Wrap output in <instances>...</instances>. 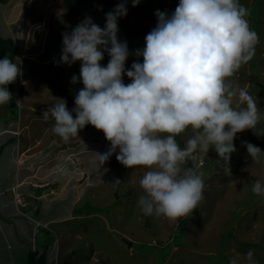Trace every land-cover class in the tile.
I'll use <instances>...</instances> for the list:
<instances>
[{
    "label": "rangeland",
    "instance_id": "obj_1",
    "mask_svg": "<svg viewBox=\"0 0 264 264\" xmlns=\"http://www.w3.org/2000/svg\"><path fill=\"white\" fill-rule=\"evenodd\" d=\"M5 2H0V34L11 36L15 43H20L22 47L20 57H25L20 61L22 75L18 76L19 80H17L20 87L17 95L21 91V98L18 99L14 95L9 102L16 100V105L11 108H14L16 118L21 113L19 108L24 107L20 117L22 122H17L20 135H17L18 137L13 141H7V147L17 146L15 153L18 158L16 157L14 162L15 168H12L11 164L4 167L5 179L8 181L11 176L19 179L20 175L23 176L25 168H30L32 174L37 177L39 182L37 184L44 186L53 182L51 191L44 193V199L40 198L38 212L33 213L29 210V206L22 207L24 212L33 213L36 221L47 223L44 225L30 221L34 224L31 229L35 230L31 243L35 241L37 249L45 255L43 264H201V262L216 264L224 254V237H227L225 231H228V227L223 225L220 219L225 217L221 215H225L226 210L235 207L239 212L243 210L239 206L244 201L243 198L231 196L229 192L244 193V191L237 185L229 187L226 183L229 177L226 174L218 171L209 181H204V206L201 211L198 207L192 214L179 221L154 214L145 217L138 200L135 201L136 195L144 194L140 180L145 173V167L137 166L133 171L135 176L130 184H137L136 193L117 196L116 182L112 175L117 176L119 171L111 165L112 161L117 160L115 153L102 167L94 153L106 152L110 146L103 131L101 135L98 133V141L94 140L97 129L88 124L78 131V136L65 142L52 130L55 121L51 118V108L64 99L71 111L76 106L75 95L84 87L79 80L75 84L71 83L74 74L78 77L80 75L81 62L76 61L71 66L60 63L62 33L70 32L86 16H90L94 23L103 28L106 23L105 14L112 11L117 4L125 2L128 11L126 16L118 18L117 35L119 40L127 41L129 50L133 53L125 63V68L130 69L134 61L143 62V57H137L134 53L136 49L145 47V36L157 24L156 11H166L171 15L179 0H140L135 7L131 0H6ZM258 5L255 6L256 9H259L261 0ZM247 19L251 27V21L248 17ZM261 20L262 25L260 21H255V24L252 22L253 28L251 27L256 32L257 26L261 28L258 29L259 33L257 32L259 43L255 55L229 78V82L233 90L237 91V96L233 98V107L239 108L242 105L238 99V90H248L257 101L261 113L260 124L264 126V16ZM109 59L108 53L105 52L104 59L100 61L101 65L106 66ZM245 70L248 72L247 77ZM123 82L127 85L132 81L124 75ZM13 85L15 89V82ZM65 94H68V97H65ZM25 110L28 111V118ZM47 110L49 119L45 120L43 113ZM73 117L75 118V113ZM193 135V130L188 128L176 136L182 149L185 148L184 143L186 146ZM82 137L85 140H81L73 147L75 143L73 140ZM243 138L264 151V135L257 136L251 129H246L234 138V145L242 143ZM27 139L35 144L25 149L29 144L26 143ZM32 151L35 154L43 153L41 154L43 160L39 164L35 161L33 165H25L33 155L29 154ZM239 152L248 159H246V171L251 183L246 182L247 201L250 196V190H247L249 187L252 189L257 180L264 185V166L262 162L254 163L251 160L245 145ZM205 153L198 149L193 154L204 158ZM208 153L215 154L216 151L210 147ZM238 158L241 160L240 156ZM220 165L227 166L225 163ZM182 167L185 168V164ZM105 168L108 169L107 172L104 171ZM202 169H204L203 165H196L194 171L198 173ZM51 193L53 196L50 199ZM8 194L13 195V192L9 190ZM217 199L222 203L220 209L218 208L219 211L214 213ZM28 200L30 203H36L31 195ZM44 202L49 205L43 209ZM67 204L69 205L66 206ZM256 205L261 210L264 221V201L260 203L256 200ZM63 210L64 213L57 215ZM18 215L26 219L22 214L18 213ZM255 231L259 233L248 231V234H258V240L261 241L264 222ZM230 232L231 228L228 233L231 234ZM25 239L29 237H20L19 242L24 245ZM152 242L153 244H149ZM7 247L0 238V264H11L8 260L10 255ZM249 250H253L254 254L264 261L263 247H246V254ZM27 258L28 256H24V259Z\"/></svg>",
    "mask_w": 264,
    "mask_h": 264
},
{
    "label": "clouds",
    "instance_id": "obj_2",
    "mask_svg": "<svg viewBox=\"0 0 264 264\" xmlns=\"http://www.w3.org/2000/svg\"><path fill=\"white\" fill-rule=\"evenodd\" d=\"M131 2L135 7L140 0ZM127 11L121 2L105 14L103 28L86 16L70 32L62 33L60 63L71 66L80 61V75L74 74L71 83L79 80L84 87L75 95L76 106L71 111L64 99L51 108L52 130L65 142L88 124L103 131L110 146L106 152H94L100 167L115 153L125 167L148 169L140 180L144 192L138 200L141 211L179 221L204 199V174L182 167L194 158L193 153L198 149L207 153L213 147L218 160L229 166L231 154L237 151L233 143L237 133L251 129L254 135H264L256 99L239 89V102L246 107H233L237 91L229 82L255 55L259 35L251 29L249 11L240 0H179L171 15L156 11V26L145 36V47L134 53L143 62L134 61L126 69L133 53L117 34L118 18ZM105 52L110 59L102 66ZM21 75L19 62L8 56L0 59V105L12 101L7 85ZM124 75L132 82L125 85ZM19 112L18 123L22 108ZM43 116L49 119V111ZM188 128L194 135L182 149L176 136ZM242 144L253 161H264L259 147L247 141ZM203 163L200 157L196 165ZM20 186L17 182L12 187L18 213L46 225L36 221L34 212L22 210L29 202ZM252 192L264 196V185L257 180ZM17 193L21 202L16 200ZM48 205L44 202L42 208ZM253 257L249 250L247 264H258ZM228 264H241V258L234 256Z\"/></svg>",
    "mask_w": 264,
    "mask_h": 264
},
{
    "label": "trees",
    "instance_id": "obj_3",
    "mask_svg": "<svg viewBox=\"0 0 264 264\" xmlns=\"http://www.w3.org/2000/svg\"><path fill=\"white\" fill-rule=\"evenodd\" d=\"M5 1L6 0H0V2H5ZM240 3L242 5H244L249 11L248 18L251 21V27H252V22H253V24H255V21H260V24H261V21H262L261 19H263V16H264L263 0H261V5H260L259 9H256L255 6H259L258 4H260V0H252L250 2L247 0H241ZM259 28H260V26H257V32L258 33H259V31H258ZM260 30H261V28H260ZM21 50H22V47H21L20 43H17V42L15 43L14 39L11 36H8V35L2 36L0 34V59H3L5 56H8L14 62L20 63V61L22 59H25L24 57L23 58L20 57ZM245 68H246V66H245ZM245 72H246V77H247V73H248L247 70H245ZM17 80H19L18 77L14 81L15 82V89H14L13 83L9 84V86L7 88L13 94V96L15 95L19 99V98H21L20 95H22V94L20 91V94L17 95V91L19 89V81H17ZM20 83H21V88H22L23 81L21 80ZM247 92H248V90H247ZM64 96L68 97V94H65ZM15 101L16 100H14L11 103H8V107L10 108V110H11L12 106L16 105ZM18 102H19V100H18ZM242 106H243V104L240 107H242ZM18 107H19V103H18ZM244 107H246V105H244ZM23 109H24V107L22 108V112H23ZM12 110L14 113V108ZM25 111H24V113H25ZM17 120H19L18 117L16 118L15 121L17 122ZM16 127L18 129V125H16ZM98 133H99V135H101L102 131L96 130V135L93 137L94 140L98 141V138H99ZM240 133H242V132H240ZM245 133H246V131H245ZM238 134L239 133H237V135ZM16 135H17V133H16ZM83 139L85 140L84 137L77 138L76 140H73V141H75L74 144L72 143L73 147L77 146V144ZM243 140L245 141V138H243ZM243 145L244 144H242V143L235 144L237 151H235L234 153L231 154L230 165H229L230 171H228V167H229L228 165L226 167H223L220 165V163H224V162L222 160H218L219 156L217 153L214 154V153H208L207 152L204 155V163H203L204 169H202V171L198 172V173L204 174V181H209L218 171H222L224 174H226L229 177V179L226 181V183L229 187H233V186L237 185V186L241 187L240 189L242 191H244V193L241 192L242 194L238 193V192H232V191L229 192L231 196H238V197L243 198L244 201L241 203V205H239L240 207H242L243 210L241 212H239L238 209L235 207V208H231L230 210H226L225 215H221V216L225 217L224 219L220 218L221 221L224 223L223 225H226L228 227V231L231 228V232H230L231 234H229L228 231L227 232L225 231V235L227 234V237L226 236L224 237V244H225L224 249H225V251H224V254L219 258V261L216 264H228L230 258H232L234 256H239L241 258V264H247L246 247H263L264 248V233L261 235V241H260V240H258V238H259L258 234H256L259 232L255 231L264 222L261 210L257 207L258 205H256V200H259V202L261 203L262 201H264V197L262 198L256 194H254L252 192V189H250V187H249V189H247V190H250L249 191L250 196H249L248 200L246 201V188H247L246 182H248V183H251V182H249V175H248V172L246 171V161L248 159L246 158V155L242 156V155H240V152H239ZM184 147H186L185 143H184ZM238 156L241 157V160L238 158ZM193 157L194 158H189L186 161L185 168H189L192 170L196 169L195 162L197 163V161L200 157H197L194 154H193ZM115 159H116V154H115ZM253 162L256 163L255 161H253ZM261 162H262V165L264 166V161H261ZM111 165L113 167H116L117 170L119 171L117 176L114 177L112 175L113 180L115 179V181L116 180L121 181L119 184L115 183L116 187H117L115 190V194L117 196H119L120 194L123 196L134 195L136 193V190H137L136 189L137 184L132 185V184H130V181L135 176L134 175L135 173L133 171L136 169V167H134V168L125 167L118 160L112 161ZM138 167H140V166H138ZM147 170L148 169L145 168L144 171L146 172ZM252 178L254 180V177H252ZM52 186H54L53 182H51L50 184H47L45 186L39 185L36 187H37V190L40 193H42V196L44 197L45 196L44 193H46L47 191L50 192ZM222 188H224V186ZM142 195H144V194L139 193L138 195H136L135 201L139 200V198ZM52 196L53 195L51 193L49 196L50 199ZM220 203H222V201H218V199L215 201L214 213L217 212L218 208L220 209ZM246 204L248 205L247 207H246ZM203 206H204V199H203L202 203H200L198 206L200 208V211L203 208ZM62 213H64V210L61 211L57 215H60ZM63 216H65V215L63 214ZM145 217H147V215H145ZM149 217H151V216H149ZM145 225L148 226V224L146 222H145ZM146 228H148V227H146ZM248 231L249 232L254 231L256 233H252L251 235H249ZM149 244H153V242L149 243ZM207 254L209 255V253H207ZM253 258L258 262V264H264V261L263 260L261 261L259 259V257H257L255 254H254ZM44 259H45V255L42 254L40 250L32 249V251H30L28 258L26 259L24 264H43ZM201 264H203V262H201ZM209 264H212V263L210 262Z\"/></svg>",
    "mask_w": 264,
    "mask_h": 264
},
{
    "label": "crops",
    "instance_id": "obj_4",
    "mask_svg": "<svg viewBox=\"0 0 264 264\" xmlns=\"http://www.w3.org/2000/svg\"><path fill=\"white\" fill-rule=\"evenodd\" d=\"M27 112L28 111H26V118H28L29 116ZM26 118L24 117V120ZM15 120L16 118L14 116L13 110H10L8 104L0 105V238L8 246L7 252L10 255V257H8V260L11 262V264H24V260H26L24 259V256H28L30 251L37 247L35 245V241H32L31 243V240L33 239V236L35 234V230L31 229L32 227H34V224H31V220H28L27 217L25 219L18 215V211L13 202V195H9L8 191L11 190L13 192L12 187L17 182H19L21 185V190H23L25 193L26 200L29 202L28 197L30 195L33 196V198L36 200V203L29 202L28 205L29 210H32L34 213H36V211H39L37 205L40 201L42 193L37 190L36 186H39L40 184H37L39 183L37 177L35 176V174H32V169L30 168H25L26 170L23 176L20 175L19 179H16L15 176H11L8 181H6L5 179L4 167H7L11 164L12 168H15L14 162L18 158L17 153H15L17 151V146L12 145L7 147V141H13L15 137H18L17 135H19L17 133L18 129L16 127L17 122ZM24 125L25 128H27L26 122ZM26 143L29 144L25 146V149L26 147L28 148L35 144L31 143L30 139H27ZM6 150L7 153H5ZM29 154L33 155L29 157L30 160L27 161L25 165H33L35 161L36 164H39L43 160V157L41 155L43 153L38 152L35 154L34 151H32ZM39 166H41V164ZM27 236L29 237V239L23 240V242L25 243L24 245H22L21 241L19 242V238H27Z\"/></svg>",
    "mask_w": 264,
    "mask_h": 264
},
{
    "label": "built area",
    "instance_id": "obj_5",
    "mask_svg": "<svg viewBox=\"0 0 264 264\" xmlns=\"http://www.w3.org/2000/svg\"><path fill=\"white\" fill-rule=\"evenodd\" d=\"M16 200L19 201V202H21L20 193H17L16 194Z\"/></svg>",
    "mask_w": 264,
    "mask_h": 264
}]
</instances>
